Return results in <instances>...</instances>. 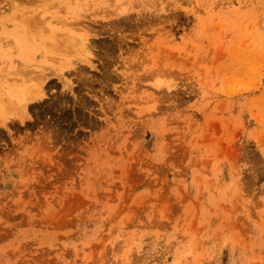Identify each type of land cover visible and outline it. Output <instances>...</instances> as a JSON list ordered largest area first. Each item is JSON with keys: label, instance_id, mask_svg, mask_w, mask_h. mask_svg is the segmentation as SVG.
<instances>
[{"label": "rangeland", "instance_id": "rangeland-1", "mask_svg": "<svg viewBox=\"0 0 264 264\" xmlns=\"http://www.w3.org/2000/svg\"><path fill=\"white\" fill-rule=\"evenodd\" d=\"M0 264H264V0H0Z\"/></svg>", "mask_w": 264, "mask_h": 264}, {"label": "bare ground", "instance_id": "bare-ground-1", "mask_svg": "<svg viewBox=\"0 0 264 264\" xmlns=\"http://www.w3.org/2000/svg\"><path fill=\"white\" fill-rule=\"evenodd\" d=\"M125 8L126 7L124 6V8H123L124 10L121 9V11H119V13L124 12ZM86 36H87L86 32H83V33L78 32L77 34H74V33L70 34L69 32H67V33L61 32V33H59V35H57V37L59 38V46H57V48L59 51H61V53H63V54L70 53L69 51H71V49L69 50V47L70 48L73 47L72 48L73 52H75L74 49H79V51L81 53L85 54L84 57L77 58L75 60H73L69 57H66L65 55H64L65 57L62 56V58H61V56L60 57H54V58H52V60L54 61L55 64H57L59 66V68H56L54 66V64L52 65L53 68L52 69L50 68L51 70H48L45 68L48 71H45V70L40 71V74H38L34 77V79L31 81V84L25 85L26 82L21 81V80L18 81L17 83H15L14 86L17 87L19 91L11 93V96L13 98L12 103L17 104V108L19 111H17L15 114H13L12 111H9L8 115H6L5 119L11 118V117H16V115H18L19 118L26 117L27 116L26 115L27 114V110H26L27 106L29 104H34L35 102H40L41 100H43V98L46 97L47 90L45 89V86L43 87V83L49 77V75H60L62 73L61 69L62 70H63V68H66L67 70L71 69L74 66V64H76L77 61L83 62L84 65L89 66L91 68H95V65L91 61V58H92L91 56L93 55V52H92L93 47L91 46L90 42H88V38ZM51 44H53V43H51ZM82 69L85 70L84 67L78 68L79 75L84 74ZM19 88H21V89H19ZM65 103H66L65 98L60 100V101H57V102L53 101L49 105H47L46 109H51V110L52 109L55 110L57 108L62 109V108H64ZM38 108H40V107H38ZM40 109H42V108H40ZM40 109H38V111L36 112V116H38V118H40L39 114H41ZM58 110H56V111H58ZM63 110H65V109H63ZM43 113H44V111H43ZM59 114H60V112H59ZM50 115L53 116L52 112L50 113ZM1 122L3 123V125H5L4 119L1 120Z\"/></svg>", "mask_w": 264, "mask_h": 264}]
</instances>
